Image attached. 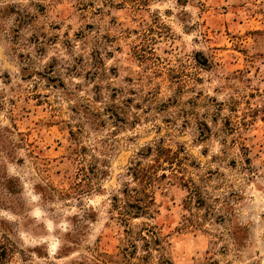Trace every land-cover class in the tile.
I'll use <instances>...</instances> for the list:
<instances>
[{"label": "rangeland", "instance_id": "obj_1", "mask_svg": "<svg viewBox=\"0 0 264 264\" xmlns=\"http://www.w3.org/2000/svg\"><path fill=\"white\" fill-rule=\"evenodd\" d=\"M159 143L177 178L126 232L112 198ZM126 240L132 264H264V0H0V264Z\"/></svg>", "mask_w": 264, "mask_h": 264}, {"label": "trees", "instance_id": "obj_2", "mask_svg": "<svg viewBox=\"0 0 264 264\" xmlns=\"http://www.w3.org/2000/svg\"><path fill=\"white\" fill-rule=\"evenodd\" d=\"M178 158L177 153L172 152L169 148H163L159 143L141 150L138 158L128 168L127 176L136 187L131 188L129 184H125L121 191L123 199L112 198V207L119 216L117 218L120 224L126 228V232L127 228L130 227L131 220L141 217L152 218L153 212H156L152 210L155 206L154 188L163 180L170 182V178H177ZM167 172L168 174H166ZM180 180H183V178H180ZM144 231L145 234L138 236V240L143 242L146 253L147 251L149 253L150 249L157 251L160 247L158 234L151 230ZM126 241L128 245L122 249V259L115 261L111 259V256L104 254L103 259L106 264H132L136 246L130 240ZM141 260H146L142 264H149L147 256L142 257Z\"/></svg>", "mask_w": 264, "mask_h": 264}]
</instances>
